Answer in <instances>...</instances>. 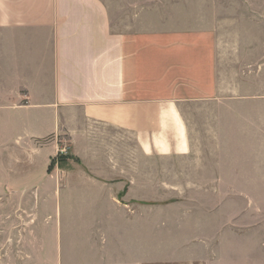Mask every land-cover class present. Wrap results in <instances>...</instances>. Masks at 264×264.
Here are the masks:
<instances>
[{
	"label": "rangeland",
	"instance_id": "1",
	"mask_svg": "<svg viewBox=\"0 0 264 264\" xmlns=\"http://www.w3.org/2000/svg\"><path fill=\"white\" fill-rule=\"evenodd\" d=\"M142 11L127 22L143 24L146 54L186 50L185 81L214 104L193 113L196 161L156 162L108 200L69 186L65 165H83L64 146L45 174L32 166L41 154L0 156V264H264V0H143Z\"/></svg>",
	"mask_w": 264,
	"mask_h": 264
},
{
	"label": "crops",
	"instance_id": "2",
	"mask_svg": "<svg viewBox=\"0 0 264 264\" xmlns=\"http://www.w3.org/2000/svg\"><path fill=\"white\" fill-rule=\"evenodd\" d=\"M142 2L0 0V156L41 154L44 172L64 146L87 169L65 165L69 186L108 200L156 162L196 161L193 113L214 104L185 81L186 50L146 54L143 24L127 22Z\"/></svg>",
	"mask_w": 264,
	"mask_h": 264
}]
</instances>
